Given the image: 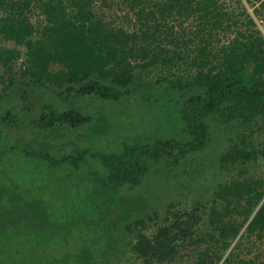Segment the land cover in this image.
<instances>
[{
  "label": "trees",
  "instance_id": "trees-1",
  "mask_svg": "<svg viewBox=\"0 0 264 264\" xmlns=\"http://www.w3.org/2000/svg\"><path fill=\"white\" fill-rule=\"evenodd\" d=\"M262 18L264 0H0V39L30 52L16 70L19 52L0 45V170L23 151L51 175L29 187L0 173V264H151L182 255L176 241L186 238L188 264H264V176L216 184L204 228L196 210L163 224L171 206L159 198L114 196L139 187L156 161L167 168L176 151L212 144L217 122L247 130L264 119ZM176 65L192 74L165 90L134 81L137 69ZM137 91L171 102L185 140L125 142L117 152L79 144L96 114L77 99L120 102ZM240 141L232 161L264 159V140ZM84 190L99 198L90 208Z\"/></svg>",
  "mask_w": 264,
  "mask_h": 264
},
{
  "label": "rangeland",
  "instance_id": "rangeland-1",
  "mask_svg": "<svg viewBox=\"0 0 264 264\" xmlns=\"http://www.w3.org/2000/svg\"><path fill=\"white\" fill-rule=\"evenodd\" d=\"M38 19V18H33ZM258 27L264 33L263 23L264 18L257 20ZM0 45L2 47L13 48L17 50L20 57L16 61V70L29 55V50L23 44H16L13 39L9 37L1 38ZM3 64L0 62V74H2ZM192 72L182 65L162 67L153 66L147 69H137L134 72V81L144 88L147 85H153L157 81L159 91L165 90L168 81L188 80ZM15 78V75H14ZM0 85V90H2ZM55 90L61 91L55 88ZM74 99V97H71ZM82 105L89 104V113L96 114L93 123L88 125L89 135L82 145H90L93 151L98 152H117L123 147V143H151L155 140H165L173 138L175 140L183 141V133L181 131L182 122L176 110L171 111V102H166L165 98L156 96H142L135 92L130 95L129 99L120 102L106 101L98 99L99 102L94 103V99L79 100ZM76 100V101H77ZM85 106L84 109H87ZM81 110V109H80ZM83 111V110H81ZM98 116V118L96 117ZM247 130L243 129L241 124L237 121L217 122V136L215 141L202 147L199 150L180 154L176 151L179 160L175 164L169 165L167 168L155 162L158 165L150 167L145 177L142 178L140 186H132L130 193L127 191H120L115 197L123 196L131 197L132 199L140 197L155 201L159 198L164 206H171L170 212H165L164 209L160 212V223L170 224L175 221L177 216H181L183 212L196 210V214L202 220L200 224L204 228L206 214L208 208L212 204L214 188L220 182H229L235 179H242L247 177L264 176V159L260 156L251 158L236 157V161H232L235 155L232 153L236 149L242 148L244 144L240 141L242 137H246L249 142L248 147L259 145L264 140L263 129L264 119H254L249 124ZM86 126H83L85 128ZM186 135V134H185ZM60 138V137H55ZM55 138H51L53 144H58ZM55 142V143H54ZM63 145V144H62ZM256 146V147H257ZM53 150V149H52ZM64 150L67 148L61 147L63 154L67 153ZM256 150V148H255ZM47 151V150H46ZM24 152L20 154H13V158L6 159L2 164L0 173L8 176L11 172L13 177H16L21 182H24L29 187H36V185L43 186L48 183L51 175L45 172L42 164H39L37 159L33 156L26 157ZM97 169L99 166L96 164ZM94 165V169L96 170ZM40 170V173L38 170ZM47 169V168H46ZM51 169V168H49ZM86 172L83 168L82 174ZM62 175V174H60ZM76 177L73 176V179ZM35 185V186H34ZM88 203L95 205L98 202L96 195H89L86 191H82ZM78 197V195H76ZM113 197V196H112ZM80 202V200H77ZM92 205V206H93ZM84 211L92 213H99L98 209L84 208ZM185 219V216L182 218ZM191 230L195 231L198 223L195 225L192 220H189ZM155 221H152L145 231L151 233L155 228ZM82 227L83 224H82ZM13 241H21L18 235H14ZM187 240H178V252L182 257L178 256L175 259L151 264H188L192 259V253L186 254L188 250ZM127 264V263H121ZM132 264H138L134 262Z\"/></svg>",
  "mask_w": 264,
  "mask_h": 264
}]
</instances>
